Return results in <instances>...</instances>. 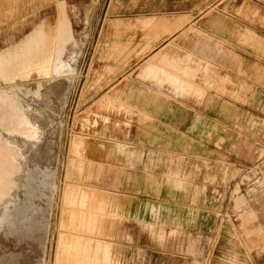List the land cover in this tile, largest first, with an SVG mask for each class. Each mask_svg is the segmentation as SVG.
Returning a JSON list of instances; mask_svg holds the SVG:
<instances>
[{
    "label": "rangeland",
    "instance_id": "obj_1",
    "mask_svg": "<svg viewBox=\"0 0 264 264\" xmlns=\"http://www.w3.org/2000/svg\"><path fill=\"white\" fill-rule=\"evenodd\" d=\"M17 4L18 17L0 8V51L22 41L41 22L54 27L58 8L76 43L68 34L65 41L40 40L32 46L27 41L0 54V264H55L57 238L73 228L67 224L64 230L59 223L71 159H83L82 173L72 172L71 183L97 192L116 187L117 170L89 161L86 142L102 129L118 130L129 139L143 118L127 102L128 95L146 86L175 94L167 81L143 78L142 72L162 67L164 55L182 58L188 52L192 66L200 68L194 81L204 88L203 96L228 101L221 110L217 104L209 111L222 113L223 128L202 124L194 140L175 134V154L145 155L149 190H155V176L163 179L162 196L174 203L165 210L172 218L156 215L122 226L114 223L115 215L103 223L105 235H92L93 241L113 244L108 264H264V0ZM145 16H175V32L190 34L175 42V56L154 49L161 35L146 38L150 26L140 20ZM65 42L68 52L63 54ZM205 63L210 64V88L203 83ZM175 96L185 107L188 97L203 98ZM187 118L182 111L175 116L180 132ZM76 139H82L81 156L71 153ZM72 232L71 242L84 241L79 231Z\"/></svg>",
    "mask_w": 264,
    "mask_h": 264
},
{
    "label": "crops",
    "instance_id": "obj_2",
    "mask_svg": "<svg viewBox=\"0 0 264 264\" xmlns=\"http://www.w3.org/2000/svg\"><path fill=\"white\" fill-rule=\"evenodd\" d=\"M17 3L18 0H0V8H3L6 13L10 12L9 14L13 17H18L21 11ZM31 5L33 6L32 3ZM31 5H27V9H29ZM58 9L59 17L54 27L50 28L44 22L39 23L22 41L1 50L0 54L10 49L16 50L27 41L31 42V46L36 44V41L40 40L65 41V36L68 37V34L72 43H76V41L74 42V37L70 35V25L63 8ZM154 18L153 16H145L140 19L142 23L144 22V25L150 26L145 28L146 38H148V36L153 37L154 35H161V37L157 39L162 41L157 43L154 49H156V51H167L168 54L171 53V55L175 56V42L179 44L182 40H188L185 36H189L190 34L188 33L183 36L181 35L182 30L175 32V26L177 25L175 16H157L155 18L157 24L152 22ZM167 18L172 19L170 21L167 20ZM250 39L254 40V36H251ZM169 44L170 47H168ZM66 52H68V49L65 42V52H63V54H66ZM192 58L193 55L189 52L182 58L175 57L171 59L164 55L160 60L162 67L149 66L147 70L143 71L142 69V77L151 78L159 83L167 81L174 87L175 94L179 96L187 94L203 96L205 92L204 88L197 86L194 81L200 68L198 65L192 66ZM209 69V63H205L201 68L203 83L208 88L211 87ZM225 80L228 81L227 79ZM146 82L144 85H147ZM163 87H167V85H163ZM146 88L147 89H140L138 92L128 95L130 98L127 102L136 106L140 111L141 118H143L140 123L134 125L133 129H131L129 139L118 130L102 129L99 130L98 133H95L92 139L86 142L85 156L94 164L114 167L117 170V179L115 183L121 186L117 185L106 192L83 189L79 185L71 183L67 175L68 170L66 172L65 179L68 181L65 182L64 187L68 188L69 186V190L73 195L77 191V197L74 201L76 217L73 219L74 221L71 220V217L67 214V210H71L69 212H72L73 208H69L68 206V208L65 209V213L63 211L64 208L62 209L63 212L60 210L62 212H60V216L62 217V221L64 222L65 220L68 225L74 222L73 225L76 226L75 230L81 233L80 235L83 236L84 241L89 238L93 239L92 235L95 234L100 233V235H105L102 229L103 223L109 219L114 220L116 217L115 215L119 217H117L114 223L123 222L122 226H129L137 222H146L149 218L156 217V215L162 220L169 219L170 217L172 218L173 213L171 211L167 213L165 210H170L174 203L172 201H165L162 196L165 188L163 179L155 176V190L153 193L149 190L148 176L145 171H143V165L144 162H146L145 155L148 151H155L157 153L166 151L175 154V134L194 140V137H196L195 135H197L195 132L203 127L202 124H205V126L211 124L212 126L223 128L220 121L226 119L225 117L223 118L222 113L219 112L213 116V114L210 115L209 112L210 110L218 109L217 104H221L220 110L222 107L224 108L223 105L227 104L228 101L223 100V97L219 98L208 94L204 95L201 99L188 97V107H185L179 103L182 99L176 97L175 94L170 91V94L169 92L167 93L169 96H167L161 92H159V94L154 90L149 91L148 86H146ZM121 99L124 100L125 97L123 96ZM181 111L188 115V123L183 132H180L181 128L179 125H175V116ZM32 140H38V133L35 131ZM76 143L77 154L81 156L82 139H76ZM137 153H140V156H136ZM71 161V165L78 164L77 166H80V164H83L81 163L83 159L79 156H73ZM81 166L83 167V165ZM130 167H134L135 170H129ZM82 169L83 168H81L79 172V169L76 170L79 175L82 173ZM176 182L178 183L177 185L180 186L181 181L176 180ZM124 188H127V190L123 191ZM107 202H109L113 211L108 208ZM154 209L155 211L153 213ZM81 218L83 221H81ZM67 220H69L68 223ZM71 221L72 223H69ZM63 222H61L62 226L65 223ZM80 222L82 225L88 224L90 226L81 227ZM121 228H115V231L121 230ZM71 233L73 234L72 231ZM108 242L113 249V244L110 241Z\"/></svg>",
    "mask_w": 264,
    "mask_h": 264
},
{
    "label": "bare ground",
    "instance_id": "obj_3",
    "mask_svg": "<svg viewBox=\"0 0 264 264\" xmlns=\"http://www.w3.org/2000/svg\"><path fill=\"white\" fill-rule=\"evenodd\" d=\"M71 150H72L71 153L72 152H73V154L74 153L75 154L77 153V143H76V140H73ZM77 160H75V161H77ZM74 162H73V164H74ZM81 163H83V162H81ZM77 165H71L70 164V167L68 168V174H67L68 175V179H71V173L72 172H75L78 169H79L78 170V172H79L81 170V168H83L81 166L83 164H80V166H77ZM76 173H77V171H76ZM66 178H67V176H66ZM66 185H68V184H66ZM63 189H64V194H63ZM63 189H62V192H61V202H60L61 209L60 210L62 211V209L64 208L63 211L65 213V209H67L68 207L69 208L70 207L73 208L72 209V212H69L71 210H67L68 211L67 214L69 215V217H71V220H73L76 217L75 216L76 212H75V209H74L75 208L74 201H75V198L77 197V191L73 195L70 192V190H69V186H68V188L63 187ZM55 192H56V187H55ZM58 193H59V191H58ZM62 196H63V199H62ZM61 213H60V215H61ZM68 215H66V216H68ZM61 218L62 217H60V219ZM68 221L69 220H67V223H68ZM81 221H83L82 218H81ZM61 222H63L62 219H61ZM61 222H59V223H61ZM64 222H65V220H64ZM69 223H72V221L69 222ZM73 224H74V222H73ZM73 224H70L73 227V228H70L69 229L71 231H73V230L76 229V226H74ZM65 225H67L66 222L64 223L63 226L60 224V226L64 227L63 228L64 230H65V228L66 229L68 228ZM80 225H81V227L90 226L88 224L82 225L81 222H80ZM58 229H59V226H58ZM60 230H62V229H60ZM71 231L70 232H67L68 233L67 235H64V236L60 235V237L57 238V239H59V241H57L58 242V247H57V251H56L57 252L56 253L57 255H56V259H55V264H71L72 261L78 262L80 264H108V262L110 261V258L112 256V246L111 245H109L108 243H103V242H98V241H97V243H95L93 241V239H91V238L85 239L84 242H82L80 240L79 241H76V242H71L70 241V239H71L70 237H72V235L74 234V233L72 234ZM58 232H60V231H58ZM62 232L64 233V231H62ZM63 256H64V260L65 261H63V259H62Z\"/></svg>",
    "mask_w": 264,
    "mask_h": 264
}]
</instances>
